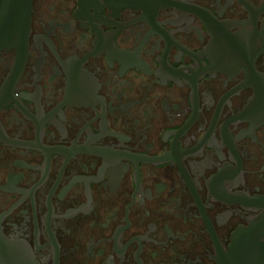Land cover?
<instances>
[{"label": "flooded vegetation", "instance_id": "obj_1", "mask_svg": "<svg viewBox=\"0 0 264 264\" xmlns=\"http://www.w3.org/2000/svg\"><path fill=\"white\" fill-rule=\"evenodd\" d=\"M264 232V0L0 12V264H220Z\"/></svg>", "mask_w": 264, "mask_h": 264}, {"label": "water", "instance_id": "obj_2", "mask_svg": "<svg viewBox=\"0 0 264 264\" xmlns=\"http://www.w3.org/2000/svg\"><path fill=\"white\" fill-rule=\"evenodd\" d=\"M82 5H106L119 9L160 8L170 0H79ZM34 0H0V12L8 18L16 17L27 39L32 21ZM220 264H264V232L258 223L248 229L238 230L228 254L221 257Z\"/></svg>", "mask_w": 264, "mask_h": 264}]
</instances>
